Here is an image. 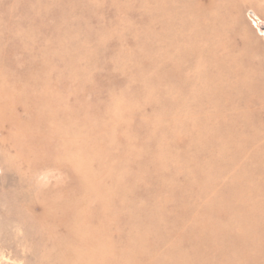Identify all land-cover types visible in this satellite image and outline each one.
I'll use <instances>...</instances> for the list:
<instances>
[{"label":"rangeland","instance_id":"374dc122","mask_svg":"<svg viewBox=\"0 0 264 264\" xmlns=\"http://www.w3.org/2000/svg\"><path fill=\"white\" fill-rule=\"evenodd\" d=\"M0 264H264V0H0Z\"/></svg>","mask_w":264,"mask_h":264}]
</instances>
